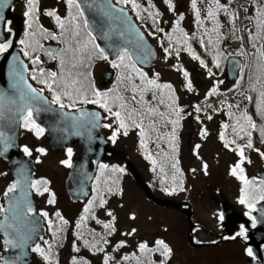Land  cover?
I'll use <instances>...</instances> for the list:
<instances>
[{"label":"rangeland","instance_id":"rangeland-1","mask_svg":"<svg viewBox=\"0 0 264 264\" xmlns=\"http://www.w3.org/2000/svg\"><path fill=\"white\" fill-rule=\"evenodd\" d=\"M113 1L119 4L116 0ZM158 1L159 0H155L158 5V12L161 14V17L158 18L159 20H176L179 14H183L184 19L182 23L188 31L191 30L193 24L190 8L191 0H172L175 11H169L167 4L164 2L158 4ZM257 4H259V2ZM37 5L40 11V21L45 26L51 25L48 15L45 14L47 11L55 10L58 15H62L66 8L64 0H37ZM121 6L130 9L129 3L122 4ZM228 8L235 19L234 24L236 25L240 40L239 42L235 41L231 47H233L234 50L241 49L246 59L243 80L239 87L219 95L220 97L204 100L205 94L212 83L214 84L217 82L218 86H222L223 88H227L230 83H234V81H228L226 77V62L219 75L212 74L210 76L200 65L188 60L184 61V65L190 70L188 80L192 82L193 91H188L187 88H185V90L182 89L180 75L177 71L175 72L171 67H168V63L164 61L163 56L161 58V51L159 49H157L158 61L156 66H154V70L159 74L161 81L171 82L176 88L179 87L177 90L178 109H180V111L187 109V112L182 116L181 129L179 131V161L183 171V191L179 190L177 193H173V195L155 191L153 193L161 198L189 202L192 205V221L196 225L192 231L194 242L200 244L205 243V245L203 244L199 248L191 247L186 239L188 226L185 216L173 208H162L154 205L150 200L144 197L133 179L127 173H122L117 190V197L110 202L109 207V211H111L116 218L114 222L111 221L114 223L116 231L111 234V237L106 236L107 240H110V243L104 245V252L96 253L95 260L99 262V264H103L105 254L113 257V259L109 261V264H116L115 260H120L122 254H137L139 252V243L146 242L149 248H154L156 240H163L171 249V253L164 264H246L247 260L251 258L245 244V234L243 236L237 235L240 232L241 225L231 237H225L232 241L223 242L222 244L217 243L218 237L222 234L223 230L219 207L222 202V197L234 205L236 210L247 216L254 211V206L260 201L258 197L256 201L253 202L252 209H249L247 204L239 203L242 195L241 189L244 188L245 185L243 181L238 178L241 174L238 170L236 176L231 174V169L241 160L238 153L239 151L225 148L217 137L220 127L218 123H220L224 117L223 111L219 113L216 112L219 106L218 101L222 99L221 106L223 108H225V106L227 108H232L234 112L236 110L240 111L242 108V93L245 88L250 63L249 48L244 32L251 33L253 31V27L243 20L245 8L241 0L230 4ZM26 10L27 0L20 1L12 9L14 13L22 17H24ZM224 14L231 16L225 12ZM135 21L137 22L136 19ZM148 29H152V32L156 31L154 25H149ZM5 30L9 39L14 33L12 23L9 24L6 21ZM149 40L157 47V43L154 39L150 38ZM262 42L261 45H264V40ZM19 50L22 51L24 49L19 47ZM111 62L112 61L98 59L94 64L93 75L97 90L107 91L109 90L108 88L114 84L116 68L112 67ZM108 68L113 69L114 74L110 83L107 86H103L101 74ZM120 69L122 70L123 68ZM147 74L152 75V70L148 71ZM217 77L220 79L219 81H215ZM203 102H206L208 107L210 105L212 106L211 111L213 114H211L212 118L209 121H204L201 117L200 119H196L193 104L197 103L198 106H202ZM104 124H111L112 127L105 128L103 127ZM23 125L24 123H22L19 132L20 150L25 153L23 149L27 147L31 152V155H27L35 161L34 181L47 182L46 184H39L35 187L36 191H33L35 200L39 204V213L40 215L41 213H47V217L41 216L50 219L52 224H54V220L57 218L55 215L57 212H60L61 216L70 226L83 210L84 203H73L69 200L64 185L69 166L64 165L61 161L69 159L67 153L68 149H71L72 155L70 160L72 163L73 160L78 157L79 148L73 145L63 151L50 150L47 146L45 132L37 137L33 130H29V128ZM115 128V123L109 114L106 118L102 116V131L106 140L109 136H112L113 131L116 130L117 132L115 142L111 140V147L118 151H124L123 153L126 154L127 158L132 160L137 169L142 173L146 183H152L150 170L137 154L134 139L131 137L120 139L118 130ZM202 130L203 133L206 134H203ZM197 145H199L198 148ZM41 148L44 149L43 154L37 151V149ZM244 158H247L246 154H244ZM115 160L120 161L121 159H109L108 161L111 162L110 165H116L118 168H121L119 163L114 164ZM247 162L249 163L246 164L243 169V176L249 181L251 179H259L258 172L264 169V159L260 154H251L248 155ZM205 164L207 165L206 170L203 167ZM241 164L243 166V162ZM10 185H12V179L7 174V163L0 158V208H3V197ZM45 188H47L48 191H44ZM53 197L54 203H49V200L53 199ZM2 213L3 212H0V217ZM133 215L135 219L130 218ZM109 218L111 219V217ZM133 228L136 229L135 233L130 236L124 235L125 233L131 232ZM45 237L48 238L47 235ZM1 240L0 238V257L5 251ZM119 241H125V246L114 251L113 249ZM209 243L214 244L209 245ZM37 244L41 246L45 253L48 252V247L43 242L41 244L39 241ZM34 253L35 256L32 264H44L39 253ZM61 253H63V250ZM150 257H152V264H157L162 258V255L158 251H153Z\"/></svg>","mask_w":264,"mask_h":264},{"label":"trees","instance_id":"trees-1","mask_svg":"<svg viewBox=\"0 0 264 264\" xmlns=\"http://www.w3.org/2000/svg\"><path fill=\"white\" fill-rule=\"evenodd\" d=\"M237 1L238 0H231V2H229V0H220V3L229 6L230 4H233ZM241 1L244 3V8L248 9V11L245 12L243 20L244 22L250 24L253 27V31L251 32V34L255 36L257 34V29L254 23V17L257 11V5H258L257 3L260 2V0H241ZM163 2L164 0H159L158 4L159 3L161 4ZM136 3L140 5L139 17L137 16V11L133 10L131 3H129L130 9L128 10L133 15V17H135L134 19L137 20L138 25L145 32L146 36L149 39L150 38L154 39V41L157 43L156 49H159L161 51L160 53L161 58L163 56L164 61L168 63V67H171L172 70H174L175 72L177 71V73L180 75V79L182 80L181 82L182 89L185 90L186 88L185 85L187 81L185 80V77L183 76L182 72L176 70L174 66L183 68L185 71L188 72L189 75H190V70L184 65V61L188 60L201 66L199 60L193 59L192 55L189 52L183 50L186 47H190L192 52H194L197 56L200 57L201 60L204 61L207 67L206 68L203 67V69L207 74H209V69H210L213 75H219L220 71H222L223 66L229 56L235 55L240 58L242 57L241 58L242 71L240 69L239 75L237 79L234 80V83H230L227 86V88L218 86L217 82L214 84L212 83V85L205 94L204 100H207L209 98L219 97V95L227 93L228 91L235 89L241 85L243 80L244 69L246 66V59L241 49L234 50L233 47H231V45H233L235 41L237 42L240 41L236 25L234 24L235 19L232 16V14L231 16H229V15H225L223 11H217L216 20L219 22V29L217 34L216 32H211V29L215 26L214 22L206 18V10L209 8V0H197L198 9H201V20L203 21L202 26L197 25L195 13L190 3L191 16H192L191 19L193 23L191 30L188 31L185 28V25L182 23V21H180V27L183 29L185 33L188 34V42L185 45V44L177 43V39L181 35L180 33L173 34L172 40H169L167 38L166 34L172 32V25L175 20L165 21L164 19L163 21L160 20L161 21L160 24L154 25L152 19L148 17L147 12L144 10L148 8V0H136ZM151 3L155 5V7L149 8L148 10L152 12H157L158 5L155 2V0L153 1L151 0ZM119 4L122 5L121 3ZM59 16L62 19L68 16L67 6L64 9L63 14ZM48 17L51 25L45 26L40 21V11L37 5V11L35 13V18L37 23L33 24L32 29H29L26 23L28 18L25 17L24 15V17H22L23 24H22L21 34L17 40L19 47H22L24 49L21 51V54L28 63V67H29L28 77L30 78L31 81L36 82L37 85L39 83L35 81L32 77L34 76V73L36 71H39V69L41 68L44 69L45 74L49 71H56L58 75L61 73L60 58L58 57L57 59H52L47 54L48 49H46L45 46L47 44H57L59 45V48L56 51H59L66 47V44L63 42L64 37L61 36V29L57 25L55 18L51 16ZM159 17H161V15ZM159 17H157V19ZM250 17L253 19H249ZM83 21H84L83 17L79 18V23L81 24V40L83 42H87V36L85 34V30H83ZM149 25L150 26L154 25L156 31L152 32V29L149 30L148 29ZM38 27H42L43 29H46L48 32L55 34L58 37V39L54 40L51 39V37L45 39L44 35L38 31ZM159 28H163L165 30L164 33H160V31H158ZM29 32H35L36 35L35 36L26 35V33ZM193 33H195L194 38L192 35ZM244 36L247 42V46L249 48L250 63L248 67L249 71L246 78L245 88L242 93L243 105L240 111L236 110L234 112L232 108H227L226 106L225 108H223L221 106L222 99L221 101H218L219 106L216 112L219 113L223 111L224 117L223 120H221L220 123H218L220 127L217 133V137L224 147L226 142L234 141V143H229L227 149L239 151V148H243L244 154L247 155V158L248 155L251 154H255V155L260 154L261 157L264 159V155H262L264 154V136H261V131H260L261 129H264V114H261L257 108V101L260 99L259 92L261 90H264V85L257 82V77H260L262 80H264V69H262V65H264V62L261 61L257 49H261L260 47L264 39H250V32H244ZM12 37L13 35L3 43H7L9 40L12 39ZM209 38H211L213 41L211 45L208 44ZM21 40H25L26 43L21 44L20 43ZM201 40L205 41V45H207L206 47L201 46L200 44ZM170 43L174 45V48L180 49L179 57L176 56V53L173 50L172 54L168 56L167 59L165 58V53L163 49L165 47H168ZM95 44H98L97 40H95ZM253 44L256 45V48H253ZM25 52H28L29 55L25 56L24 55ZM92 52H93V45L88 44V49L85 50L83 53L79 54L77 59L74 61L77 64V67L72 71L81 73L83 74L84 77H87V79L85 80L86 85L95 86L92 68L96 63V61L101 58H99L98 55H92V58L88 59L89 54H91ZM218 53L220 54L218 57L219 67L216 66V63H214V58H217ZM36 57H39L40 60L39 64L33 63V60ZM113 61H117V57ZM125 63L135 64L132 60L131 61L126 60ZM64 67L66 70L67 65H65ZM136 67L144 71L145 73L152 70V75L148 74L150 78H155L154 74H157L156 70H154L155 67L151 69H142L137 65ZM89 73L90 75H88ZM128 74L133 75L134 83L138 84L140 82L139 79L135 77V73L131 72L130 68L127 69L123 68L122 70L119 68V72H118V68H116L115 69L116 78L114 80V84L110 86L108 89L109 90L115 89L120 93V95L130 100L132 93L131 91L125 90L127 81H125L124 83H120L118 80L119 76L128 75ZM43 77L44 79H47L46 75H44ZM219 80L220 79H218L217 77L215 81H219ZM157 82L160 84H171L172 91L174 92V97L172 100H169L168 99L169 90L165 89L164 90L165 104H158L155 101L152 102L153 106L158 108V112L164 114L163 117H161L159 114L147 116L146 118L136 117L138 123L142 121L143 135H141V128L135 127V125H133L131 121L126 119L125 122L128 125V127L127 129H121L119 128V125L116 122L115 118L114 117L111 118L113 119V122L115 123V126L118 130L120 139L122 138L127 139L130 137L134 139L135 141L134 145H135V149L137 150V154L139 155L140 159L143 160V162L148 166V169L150 170V173L152 175V183L148 182V186L152 190V192L155 191V192L165 193L167 195H173V193H177L179 191V188L177 186L181 185V182L183 186V180H184L183 171L179 161V151H180L179 131L181 129L183 114L180 111L178 125L174 126L172 123L169 122L171 120L177 119V116L175 115L173 109L179 108V104L177 101V90L179 89V87L176 88L171 82L161 81L160 77H158ZM253 86H255L256 89L255 91H253ZM213 87H215L217 90L216 94L208 96L207 93ZM54 89L57 92L60 91L59 88H55V85H54ZM101 92H104V90H102ZM51 94H52L51 95V101H52L53 92ZM112 94L115 95L116 92L114 91L112 92ZM87 96L89 99L93 98L90 93H88ZM247 97H252L253 99L249 101ZM73 99L76 100V103L74 106L69 107V105L72 103V100L61 95V103H63L65 105V108L69 110L77 109L80 107L95 108L102 113V116L104 118L108 116V113L105 112V110L100 108L98 105L80 102V100L76 97L75 93L73 94ZM145 99L151 100V93H147L145 95ZM55 105L59 106V104H55ZM168 105H172V107H169ZM193 105H194L193 109L196 115V119H200L201 117V119L204 121L210 120L209 117H211V114H213L211 111L212 109L211 105L209 107L208 105H206L205 107L199 106L201 108L200 112H197L195 110V106H198V104L194 103ZM133 106L139 107L138 104H134ZM112 107H113V111L119 110L115 105H113ZM244 113H247V115L251 117L252 122L256 124L255 130L249 127L247 122L241 118L242 114ZM222 125H227V127L226 128L222 127ZM234 126H235V131H234ZM241 126L244 127L245 131H240ZM174 127H175V139H173ZM125 131H127V135L124 134ZM246 132H251V136L250 137L247 136L245 134ZM221 133H223L224 136L223 140H221L220 138ZM109 138L110 136L107 138V140L111 146L112 141ZM249 139L252 142L253 145L252 148L246 147ZM142 141H143V145L141 143ZM247 158H244L243 166L242 164L240 165L242 169H244L245 165L249 163L247 162ZM153 161H155V163H153ZM110 163L111 162H109L108 160L103 161L99 164L97 168L96 176L94 177L91 184L90 193L88 197L83 201L84 207L88 204L89 200L93 199L94 196L96 197V200L92 206L91 212L87 214V219L81 224L80 228H77V223L79 222L81 215H84L83 210L79 214L78 218H76V220H74L70 226L69 224L61 225L59 218L55 215L57 218L56 220H54L55 223L53 222L54 224H52L51 230L49 229L50 219L48 218L46 219L45 217H43L44 225H45V231H44L45 234L39 241L41 242V244L42 242L44 243V241H48V244L45 243L44 244L48 247V252L46 254H49L50 256L49 260L45 261L44 258L39 253V255L42 257L44 264H64V262L65 264H72L73 257H76L77 259L86 260L88 264H99V262H96L95 260L96 253L99 252L90 251L88 247H85L84 240H89L91 242L94 239L100 240L101 236L107 239L106 236L111 237V235H108L107 230H105L102 227V223L101 224L96 223V220L92 219L91 217L94 214L96 219L102 222H111L109 216L106 215V213L109 211L110 202L117 197V190L119 187L121 174L127 173L129 175L122 160L120 161L115 160L114 164L119 163L121 165V168L124 170L123 172H113L112 169L118 168V166L116 165L112 166L110 165ZM174 163L177 164V168L179 169V172H177L176 169L172 167ZM102 164L108 166L103 171H101L100 169V165ZM250 181H254V183L249 184L247 186V199H248V203L253 204V202L256 201V199L260 197V195L262 194V189H264V185L260 184L261 181L260 179L257 180L251 179ZM31 188L32 191H36L34 187L31 186ZM173 188H176V190L172 191ZM109 189H111L112 191H109ZM165 189H168V191H165ZM101 196L103 199L107 201V203L104 205L103 208L98 206L99 199L101 198ZM58 226L62 228V231L56 232ZM93 232L99 235L94 237L92 234ZM46 235L48 238L45 237ZM74 244L76 245V247L79 248V252L73 250ZM99 246L104 248L103 243H101ZM3 247L5 248L4 245ZM62 250L63 253H61ZM125 255H128L130 257L135 256L139 258L142 264L149 263V261H151L152 259V257H150L151 252H145V253L138 252L137 254L136 253L122 254L120 257L121 261L115 260L116 264L117 262H119V264H138L136 258H132L127 261L122 260L121 258ZM166 260L167 258L163 256L160 259V261L163 262H165ZM160 261L157 264H160ZM0 264H2L1 259H0Z\"/></svg>","mask_w":264,"mask_h":264},{"label":"water","instance_id":"water-1","mask_svg":"<svg viewBox=\"0 0 264 264\" xmlns=\"http://www.w3.org/2000/svg\"><path fill=\"white\" fill-rule=\"evenodd\" d=\"M22 0H3L0 4V16L4 22H0V43L6 41L8 35L5 30L6 21H10L14 27L12 44L4 53H0V158L7 163V174L12 178V184L17 183V188L8 196L3 197L4 212L0 217V224L13 227H0V236L6 247L2 254L1 262H13V264H32L34 252L31 250L44 235L42 216L38 212V202L31 190L34 179L35 161L24 154L19 147V132L23 115H26L25 103L27 97L38 96L39 99L30 101L33 108L34 121L44 129L47 138V146L53 151H62L67 147L77 144L80 147L79 156L71 163L64 181L66 194L71 202H83L90 193V187L95 177L98 165L109 159H121L127 172L139 187L144 197L154 205L162 208H173L185 216L188 229L186 239L193 248H199L203 244L195 243L192 221V205L187 201H176L169 198H161L152 192L144 180L142 173L137 169L132 160L126 154L113 149L102 132V113L95 108L80 107L75 110L61 109L50 102L43 92L39 91L28 79V65L22 58L17 45L22 29L21 17L12 11V7ZM108 3L116 8H122V19L102 17L95 11H90L82 4L85 12L84 20L88 19L90 30L96 36L101 48L109 56L108 61H113L118 56V49L127 48L132 61L143 69L156 66L158 51L148 39L145 32L130 14L128 8L116 4L113 0ZM101 21L104 24L103 31L107 37H102L99 28ZM121 33H123L121 35ZM46 49L57 50L58 45L47 44ZM141 60L143 62H141ZM242 66V59L237 56H229L226 60L225 74L228 81L237 79ZM114 74L113 69L108 68L102 74V85L107 86ZM22 77V79H21ZM28 85L36 89V93L28 91ZM27 93L24 99L21 94ZM47 101V103H45ZM187 110H182V114ZM67 113V115H65ZM82 113H99V119L92 120ZM75 117V119H73ZM258 178L264 180V169L258 172ZM14 205H20L19 211ZM31 207V213L27 208ZM220 217L222 221V234L231 237L238 225L246 227L245 244L252 250L250 259L246 264H264V200H260L249 217L236 210L234 205L224 197L220 203ZM23 212L24 216H20ZM256 222L255 227L249 225ZM26 229H32L27 244L19 249H9L5 241L13 239L16 232L24 233ZM19 257V259H17Z\"/></svg>","mask_w":264,"mask_h":264},{"label":"snow or ice","instance_id":"snow-or-ice-1","mask_svg":"<svg viewBox=\"0 0 264 264\" xmlns=\"http://www.w3.org/2000/svg\"><path fill=\"white\" fill-rule=\"evenodd\" d=\"M67 8H68V16L64 19H62L55 10L52 11H47L45 14L51 17H54L56 20L57 25L61 29V36L64 37L63 42L66 44V47L64 49H61L59 51L55 50H47V54L52 58V59H57L58 57L60 58V64H61V73L58 75L56 71H49L45 74L44 69H39V72L42 76L46 75L47 79H40L39 82L46 84L48 89L53 92L52 96V101L51 103L53 104H59V107L61 109L65 108V105L61 103V95L69 98L72 100V103L69 105V107H72L75 105L76 100L73 99V94L75 93L76 97L80 100V102L83 103H91V104H96L100 108L104 109L105 112H107L111 117H114L116 122L119 125V128L121 129H127L128 125L126 124V119L131 121L133 125L137 128H141V135H143V128H142V121L140 123L137 122L136 117H142L146 118L147 116H152L155 114H159L161 117H163V113L158 112V108L153 106V101L157 102L158 104H165V99H164V90L167 89L169 90V96L168 99L172 100L174 97V92L172 91V85L171 84H160L158 83V77L159 74H154L155 78H150L147 73L144 71L140 70L139 68L136 67L135 64L133 63H125V61H131L132 56L130 55L129 51L127 48L121 47L118 49V56H117V61H112V67L114 68H130L132 73H135V77L139 79V83H134V77L131 74L128 75H121L118 77V80L120 83H124L127 81V85L125 90L126 91H131L132 96L131 99L128 100L124 96L120 95L118 91L115 89L109 90V91H104L101 92L100 90H97L94 85H86L85 80L87 77H84L83 74L78 73V72H73L72 70L77 67V64L74 62L78 55L83 53L85 50L88 49V44L93 45V52L89 54L88 59L92 58V55H98L99 58L108 60L109 56L105 54V49L101 48L100 45L95 44L96 36L93 35L92 30H90V23L88 19H85L83 21V30H85V34L87 36V42H83L81 40V24L79 23V18L84 17L85 12L82 10V4L87 7L90 11H95L98 15H101L102 17H108L112 19H122L124 15V10L122 8H116L114 5L108 3V0H64ZM231 2V0H229ZM117 3L121 4H127L131 3V6L133 10L137 11V16L139 17V11H140V5L136 3V0H117ZM164 3L167 4L169 11H175V7L172 3V0H164ZM0 4H3V0H0ZM155 5L151 3V0H148V8L144 9L148 17L152 19L154 25H158L161 23L160 20L157 19L161 14L157 12H152L149 11V8H154ZM191 7L195 13V18H196V23L198 26L203 25V21L201 20V11L200 9L197 8V0H191ZM215 9V10H213ZM37 11V0H27V10L25 11L24 15L28 18L26 23L28 25L29 29H32L33 24L37 23L36 18H35V13ZM217 11H223L228 14H232L230 12V9L228 8L227 5L221 4L220 0H209V8L206 10V18L210 19L211 21L214 22L215 26L211 29V32H216L218 34V29H219V22L216 20V15ZM245 12L248 11L247 8L244 9ZM184 19L183 14H179L178 18L173 22L172 25V32L167 33V38L169 40H172V36L175 33H180V37L177 39V43L180 44H187L188 42V34L183 31V29L180 27V21ZM253 19V18H249ZM0 22H4V17L0 16ZM7 23H11L10 21H7ZM100 24L99 32L102 37H107V33L103 31L104 29V24L101 21H98ZM254 23L257 29V34L253 36L250 33V39H264V0H260L259 4L257 5V11L254 17ZM38 31L44 35V38L47 39L51 37V39H58V37L53 34L48 32L46 29H43L42 27H38ZM158 31L161 33H164L163 28H159ZM123 33H121L122 35ZM26 35H31L35 36V32H29L26 33ZM193 38L195 37V33L192 34ZM21 44H25V40L20 41ZM213 43L212 39L209 38L208 44L211 45ZM12 41L9 40L7 43H0V53H4L8 50V48L11 46ZM200 44L202 47H206L205 41L201 40ZM42 47V46H41ZM253 48H256V45L253 44ZM261 49H264V45H261ZM257 49V52L259 53V57L262 62H264V50ZM35 50V49H34ZM165 53V58L167 59L168 56L172 54V51L174 50L176 53V56L179 57L180 55V49L179 48H174L173 44H169L168 47H165L164 49ZM184 51L189 52L192 55V58L195 60H199L200 64L202 67H207L205 65L204 61L200 59L199 56H197L194 52H192L190 47H186L183 49ZM62 53V55H61ZM25 56H28L29 53L25 52ZM219 53L217 54V58H214V63H216V66L219 67L218 63V57ZM141 62H143L141 60ZM34 64H39L40 60L39 57H36L33 60ZM65 65H67V69L65 70ZM176 70L182 72L183 76L185 77V80L187 81L185 87L187 88L188 91H193V85L190 80H188V72L185 71L183 68L174 66ZM262 69H264V65H262ZM242 71V69H241ZM90 75V73L88 74ZM209 75H212L211 70L209 69ZM83 77V78H82ZM37 77L34 75L33 79H36ZM22 79V77H21ZM257 82L261 83L264 85V80H262L260 77H257ZM59 88L60 91L57 92L54 89ZM28 91L31 93H36V89L32 88L30 85L27 86ZM255 86H253V91H255ZM116 92L115 95L112 94V92ZM216 88L213 87L210 89V91L207 93L208 96L216 94ZM90 93L93 98L89 99L87 94ZM147 93H151V100H146L145 95ZM27 96V93H22L21 94V99H24ZM259 97L260 99L257 101V108L258 111L261 114H264V90H261L259 92ZM39 99L38 96H29L27 97V102L25 103V111L26 115H23V121H24V127L29 128V130H33L35 132V135L39 137L40 135L43 134L44 129L36 125L35 121L32 119L33 116V108L31 106L30 101ZM249 101H251L253 98L252 97H247ZM47 103V101H45ZM174 103V101H173ZM134 104H138L139 107H134ZM113 105H115L119 110L113 111ZM169 107H172V105H168ZM195 110L197 112L201 111V108L199 106H195ZM175 112V115L177 116L176 120H171L169 121L172 123L174 126L179 124V117H180V109L176 108L173 109ZM124 113V114H122ZM67 115V113H65ZM82 115H88L91 117L92 120H97L99 119V113H82ZM244 121L247 122L248 126L251 127L253 130L256 129V124L252 122V119L250 116L247 115V113L242 114L241 117ZM75 119V117L73 118ZM211 119V117H209ZM103 127L105 128H110L112 127L111 124H104ZM222 127H227V125H222ZM234 131H235V126H234ZM240 131H245L244 127L241 126ZM261 136H264V129H261ZM203 133V130H202ZM127 135V131L124 133ZM206 134V133H203ZM247 136H251V132H246L245 133ZM2 135V133H0ZM117 132L113 131L112 136L109 138L115 142ZM221 140L224 139L223 133H221L220 136ZM173 139H175V127L173 128ZM143 145V141L141 142ZM229 143H234L232 142H226L225 147L227 148L229 146ZM199 145H197V148ZM247 148H252V142L249 139L247 145ZM24 152L28 155H31V152L27 147H25ZM38 152L44 153V149H37ZM68 160L61 161L66 166H71V155H72V150L68 149ZM264 155V154H262ZM239 156L241 158L240 162L237 163L232 169H231V174L236 176L237 175V170L241 173L238 178L241 179L245 185L244 188L241 189V197L239 200V203L241 204H247L249 209L253 208V204L248 203L247 199V186L249 184L254 183V181H249L243 176V169L240 167V164L244 160V149L239 148ZM155 163V161H153ZM178 163V162H177ZM108 166L107 165H100L101 171L106 169ZM174 169H176L177 172H179V169L177 168V164L174 163L172 165ZM205 170L207 169V165H203ZM113 172H123L124 170L122 168H113ZM41 183H47L46 181H33L32 182V187H37ZM261 185H264V180L260 181ZM179 190L183 191L182 187V182L181 185L177 186ZM17 188V183H13L8 187V189L5 192V196H8L9 193H12L16 190ZM176 188H173L172 191H175ZM44 191H48L47 188L44 189ZM95 191V189H94ZM109 191H112L109 189ZM165 191H168V189H165ZM260 200H264V189H262V194L259 197ZM96 200V197L94 196L92 200L88 201V204L84 207L83 213L84 215H81L79 222L77 223V228L81 227V224L87 219V214H89L92 210V206ZM49 203H54V197L53 199L49 200ZM107 203L105 199L101 198L99 199V207L103 208L104 205ZM14 208H16L18 211L21 208L20 205H14ZM23 207L27 208V212L31 213L32 209L28 205H23ZM5 211L3 208H0V212ZM20 216H24L23 212H19ZM41 215L47 217V213H41ZM107 216L111 217V221H115V216L111 211H108L106 213ZM56 216L59 218L61 225L67 224L68 222L64 220V218L60 215L59 212L56 213ZM92 219L96 220V223L101 224L102 227L107 230L108 235H111L116 231V228L114 226L113 222H102L98 219H96L95 215L93 214ZM131 219H135V216H131ZM252 226H256V222L253 219ZM0 227H13L12 225H3L0 224ZM52 228V222L49 220V229L51 230ZM32 229H26L24 233L16 232L15 235L13 236V239L6 240L5 243L6 245L9 246V249H19L23 247L24 245L27 244V241L30 239V233ZM62 231L61 227H57L56 232ZM136 229H132L131 232L125 233L124 235H132L135 233ZM93 236H97L99 234L93 232ZM245 234V228L243 225H241L240 232L237 235L243 236ZM55 236V233H54ZM79 238V235H78ZM45 244H48V241H44ZM103 243L104 245H107L110 243L109 240L105 239L104 237L101 236L100 240H84V245L85 247H88L90 251L94 252H104V248L100 247L99 245ZM125 246V241H119L115 248L113 249L114 251L122 248ZM51 247V246H50ZM33 252L40 253V255L44 258L45 261H48L50 256L49 254H46L45 251L41 248L39 244L35 245L31 249ZM73 250L76 252H79V248L76 247V245H73ZM138 251L140 253H145V252H153V251H158L161 253V255L165 258H167L170 253L171 249L168 247V245L163 241V240H156L155 241V247L154 248H149V245L146 242H141L138 245ZM248 254L252 255V250L248 249ZM132 258H136L138 261V264H142V262L139 260V258L133 256L130 257L128 255L123 256L121 259L122 260H130ZM3 259V258H0ZM19 259V257H17ZM113 257L105 254L103 264H109V261L112 260ZM4 264H13V262L10 261H4ZM72 264H88L86 260L83 259H77L76 257H73ZM119 264V262H117ZM149 264H152L151 261H149ZM160 264H164L163 261L160 262Z\"/></svg>","mask_w":264,"mask_h":264},{"label":"flooded vegetation","instance_id":"flooded-vegetation-1","mask_svg":"<svg viewBox=\"0 0 264 264\" xmlns=\"http://www.w3.org/2000/svg\"><path fill=\"white\" fill-rule=\"evenodd\" d=\"M19 3V2H18ZM17 4V3H16ZM16 4L12 7V9L16 6ZM19 15V14H18ZM20 17H21V19H22V16L21 15H19ZM22 24H23V20H22ZM7 39H8V37H7ZM6 39V40H7ZM5 42V41H4ZM3 43V42H2ZM17 45H18V43H17ZM53 45H57V44H53ZM59 46V45H58ZM18 47H19V45H18ZM20 51V50H19ZM20 53H21V51H20ZM22 55V54H21ZM22 58L24 59V57L22 56ZM25 60V59H24ZM26 61V60H25ZM26 63H27V61H26ZM27 65H28V63H27ZM141 68V67H140ZM143 69V68H142ZM151 69V68H150ZM28 72H29V67H28ZM92 72H93V68H92ZM34 75L37 77L36 79H34L35 81H37L39 84L37 85V83L36 82H33V81H31L30 80V78L28 77V79L30 80V82L39 90V91H41V92H43L44 94H46V96L49 98V100H50V102H51V91L48 89V87L46 86V84H43V83H40L39 82V80L40 79H44V77L40 74V72L39 71H36L35 73H34ZM27 76H28V73H27ZM33 78V77H32ZM94 82H95V78H94ZM206 105H202V107H205ZM78 109V108H77ZM69 110V109H68ZM74 110V109H73ZM187 110V109H186ZM181 113H182V110H181ZM184 114H186V113H184ZM33 119V118H32ZM34 120V119H33ZM22 123H24V121L22 120V122H21V125H22ZM36 123V122H35ZM36 125H38L37 123H36ZM24 126V125H23ZM39 126V125H38ZM39 127H41V126H39ZM42 128V127H41ZM74 145H76V146H78L77 144H74ZM73 146V145H72ZM71 147V146H70ZM70 147H67V148H70ZM67 148H65V149H67ZM78 148H79V154H80V147L78 146ZM64 149V150H65ZM63 151V150H62ZM79 154H78V156H79ZM76 159V158H75ZM74 159V160H75ZM73 160V161H74ZM70 167V166H69ZM68 173V172H67ZM95 176H96V173H95ZM76 203H80V202H76ZM38 208H39V206H38ZM39 210V209H38ZM42 218H43V216H42ZM43 224H44V218H43ZM240 226V225H239ZM238 226V227H239ZM44 231H45V225H44ZM230 241H232V240H227V238H225V236H221V234L219 235V237H218V242L217 243H220V244H222L223 242H230ZM216 243V242H215ZM201 244H204L205 245V243H201ZM214 243H209V245H213ZM207 245V244H206Z\"/></svg>","mask_w":264,"mask_h":264}]
</instances>
